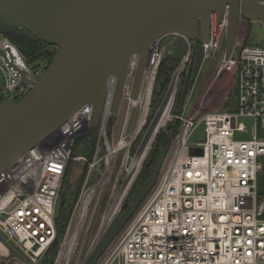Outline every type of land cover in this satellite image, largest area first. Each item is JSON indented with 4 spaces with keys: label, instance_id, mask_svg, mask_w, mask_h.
<instances>
[{
    "label": "built area",
    "instance_id": "built-area-1",
    "mask_svg": "<svg viewBox=\"0 0 264 264\" xmlns=\"http://www.w3.org/2000/svg\"><path fill=\"white\" fill-rule=\"evenodd\" d=\"M226 31V14L219 25L211 14L210 39L201 47L205 57L220 53L213 82L232 83L235 106L207 112L199 108L187 111L183 101L178 113L170 115L177 84L162 97L160 105H155H159L157 112L165 107L164 124L167 120H178V130L169 138L140 212L94 264H264V196L259 198L257 190L264 160V49L244 44L245 36L236 37L229 57L225 58ZM177 40L185 46L178 70L184 72L195 40L179 34L156 39L150 46L136 100L131 94L138 55H131L115 113L111 106L116 77L110 76L90 161L83 154L73 155L76 141L90 130L92 105L85 103L57 130L0 171V264H82L81 242L104 187L119 155L123 153L125 166L130 158L131 140L123 135L116 137V133L109 131L108 123L124 105L127 116L138 107L141 113L146 107L147 114L158 67L164 55L172 53ZM0 47H11L17 64L29 78L43 71L31 70L7 39H0ZM0 70L4 76L0 101L19 97L31 88L27 83L14 93L17 79L1 58ZM240 118L252 122L246 140L234 138L236 133H247ZM201 124L204 140L191 141ZM126 125L127 118L122 121V130ZM140 127L135 129L136 134ZM197 149L201 152H196ZM72 161L87 162L89 170L59 233L55 222L57 204ZM95 171L97 179L89 184ZM245 194L253 196L250 208L243 207ZM122 201L120 198L107 224Z\"/></svg>",
    "mask_w": 264,
    "mask_h": 264
},
{
    "label": "water",
    "instance_id": "water-1",
    "mask_svg": "<svg viewBox=\"0 0 264 264\" xmlns=\"http://www.w3.org/2000/svg\"><path fill=\"white\" fill-rule=\"evenodd\" d=\"M211 14L217 25L226 14L224 53L228 58L241 20L264 27V0H0L1 26L27 30L56 47L49 65L35 78L17 64L11 47H0L1 60L17 79L13 92L31 85L21 96L0 101V171L85 103L92 105L89 126L96 129L112 75L116 77L111 106L115 113L132 54L138 55L131 94L136 100L153 41L179 34L200 45L207 43ZM186 71L180 109L190 67Z\"/></svg>",
    "mask_w": 264,
    "mask_h": 264
},
{
    "label": "rangeland",
    "instance_id": "rangeland-1",
    "mask_svg": "<svg viewBox=\"0 0 264 264\" xmlns=\"http://www.w3.org/2000/svg\"><path fill=\"white\" fill-rule=\"evenodd\" d=\"M244 36H245V41L243 42L244 44L247 43V45L250 47H254V48L258 47L264 49V27L260 22L255 21V22H250L249 24L245 20H241L240 25L238 26L236 37H239L241 39ZM1 38L2 36L0 34V39ZM224 43L225 41L223 42V46ZM204 54L205 53L203 51L202 60L200 62V65L198 66L194 78L192 79V84L190 86L188 94L184 99V104L186 103L187 111L192 110V108L194 109L199 108L200 111L202 112L233 108L235 106L234 101L230 105L228 102L230 94L235 91L232 83L227 82L226 84H224L220 81L213 82V77L216 71V65L220 53L218 51L211 53L209 57H205ZM179 65L172 72L166 90L156 98L154 97L153 94L151 107H149V109L147 110V114H146V110L142 111V113L143 112L145 113L144 120L146 121L140 127L137 134L135 132V129L139 128L137 126V123L140 116L142 115L140 107L130 110L129 115L127 116L126 115L127 106L124 105L125 107L123 106L119 111V113L113 116V118L108 123L109 131L112 133H116V137L123 135L126 137L128 141L131 140L132 143L129 147L130 158H128V162L126 163L125 166L124 163L122 164L123 153L119 155L117 164L114 168V172L110 177V179L108 180L107 185L104 187L98 209H96L95 212L93 213L90 227L88 228L86 234H84V237L81 242L80 258H82L83 260L82 264H94L98 259H100L103 256L104 252L108 249L111 242H113L114 239H116V237L121 234L122 230L126 227L129 221H131L140 212L141 208L143 207V205L147 200L149 189L151 187V184L155 180L156 171L158 169V166L161 161V157L163 156L167 145L165 146L163 152L161 151V149H163L162 146L160 147L159 157L157 158L155 171L152 172L151 178L149 181H147L146 183L147 185L145 186V189L143 190L144 185H141L143 191H141L140 188H137L136 192L132 193L133 192L132 190L134 189L133 188L134 183L136 184L138 180V177L142 170V166L148 157V154L153 146V143L155 141L158 132L160 130L166 129L167 124L169 123V121L167 120V124H164V121H166L164 120L160 126H157L155 128V125H157V123L159 122L165 109L164 107L163 110L157 112L160 105L159 101H161L162 97L164 95H167V93H169L173 88L172 85H174L175 83V81L173 82V80L179 70ZM190 65L191 63L189 64L188 67L185 66L184 72L185 69L188 70ZM184 72L183 71L180 72L179 77L177 79L178 83H176L177 87H176L175 102L179 100V98H177L179 90L183 88L185 85L187 71L185 72L186 76H184ZM189 79H190V74H189ZM3 81H4V76L2 71L0 70V85L3 83ZM158 103L159 105L155 106ZM178 107L179 106H177V110ZM175 110H176V106L174 104V107L172 108L170 115H173L175 113L174 112ZM157 113L159 115L156 117ZM125 118H127V125L126 128L122 130V121ZM239 121L244 122L246 124L247 133H236L234 138L235 140H246L249 138L251 134L252 122L248 118H240ZM150 130L151 132L149 133V136L145 141L144 139ZM156 130L157 132L155 133ZM190 140L200 141V142L204 140L203 124H201L197 128V130L191 136ZM143 142H146L144 144V148L140 152L139 156H136L138 155L139 149L143 144ZM160 152H162V154ZM136 161L139 162L135 164ZM84 166L85 163L81 164L79 162H74V161L70 163V171L67 178L68 179L67 185L70 186L68 190L75 189L78 185H80L76 200L73 203L72 207L75 205L80 189L87 178V172L89 169L87 168V171H83L85 170ZM262 170H263L262 173L260 175L258 174L259 176L257 179V190H258L259 198L263 197L264 195V160H263ZM94 175L95 176H93L92 174V176H90L89 184H92L97 179V171L94 172ZM133 175L134 177L133 179H131ZM127 185H128L127 188L128 190L123 197V192L125 191ZM64 190L66 191L67 189ZM259 192H262L263 195H261ZM120 198H123L122 204L120 205V208L116 213L115 217L114 218L112 217L113 220H111L107 224L108 219L111 216L112 212L114 211ZM252 201H253L252 195L245 194L242 196V204L244 208H250L252 205ZM67 202L68 201H66V203ZM58 210H59V203L57 204L56 214L58 213ZM103 218L105 220L104 223L102 224Z\"/></svg>",
    "mask_w": 264,
    "mask_h": 264
},
{
    "label": "trees",
    "instance_id": "trees-1",
    "mask_svg": "<svg viewBox=\"0 0 264 264\" xmlns=\"http://www.w3.org/2000/svg\"><path fill=\"white\" fill-rule=\"evenodd\" d=\"M248 23L250 24V22ZM0 34L2 38L7 39L17 49L23 61L25 62V64L33 71H36L39 69L44 70L49 65L56 51L55 46H51L42 41H39L38 39L33 37L27 30H24V29H19L15 27H4L0 25ZM194 47H196L195 52L193 56L191 53L190 59L187 65L188 67L189 64L191 63L190 79L187 85V91H186L185 97L188 94V91L192 84V79L194 78L197 72L198 66L200 65V62L203 56V49L201 45L195 42ZM184 52H185L184 44L180 40H177L174 42V49L172 53L165 54L164 57L162 58L161 63L158 67L155 85H154L153 94L155 98L166 90L169 84V81H170V76L172 72L176 69V67H178ZM185 72H184V76H186ZM182 92H183V88L179 90V93L177 95V98H179V100L175 102V106H176V110L174 111L175 113H178L179 107L177 110V106H179V103L181 102ZM234 96H235V91L231 93L229 96V99H228L229 105L233 103L235 99ZM178 127H179V121L172 120V121H169L166 129L160 130L158 132L155 138V141L153 143V146L148 154V157L142 166V170L140 172L138 180L136 184L134 183V186H133L134 189L132 190L133 191L132 193L136 192L137 188H140L141 191L145 189V186L147 185L146 184L147 181L150 180L152 172L155 171L157 158L159 157L160 147L162 146L163 149H161V151L163 152L165 146L167 145L169 141L170 136L177 132ZM96 138H97V129H90L86 135L80 137L76 141V144L73 149V155L83 154L86 156L87 160L90 161L93 156ZM162 152L160 153L162 154ZM87 166L88 164L86 162L84 166L85 170L83 171H87ZM69 171H70V165L68 166L66 170L65 178L63 181V186L60 191L59 210L55 218V222H56L59 233L63 230L66 224V221L72 209V205L76 200V197H77V194L80 188V185H78L75 189L68 190V188H70V186L67 185L68 183L67 178H68ZM262 171L263 170H261L259 175L262 173ZM141 185H144L143 190H142ZM64 189H67V190L65 191ZM259 193L263 195L262 192H259ZM66 201L70 203L68 202L66 203ZM53 247H55V245Z\"/></svg>",
    "mask_w": 264,
    "mask_h": 264
},
{
    "label": "bare ground",
    "instance_id": "bare-ground-1",
    "mask_svg": "<svg viewBox=\"0 0 264 264\" xmlns=\"http://www.w3.org/2000/svg\"><path fill=\"white\" fill-rule=\"evenodd\" d=\"M14 55H15V53H14ZM178 77H179V72H177V74L175 75V78H174V80H173V82L175 81V83H174V85H172V87L174 88V86L176 85V83H177V79H178ZM144 109L143 110H146V107H143ZM166 108L164 109V112H163V114H162V116H161V118H160V120H159V122L157 123V125H155V128L157 127V126H160L161 125V123L166 119ZM144 115H145V113L143 112L142 113V115L140 116V118H139V122H138V127H140L141 126V124H142V122H143V120H144ZM143 155V154H142ZM139 159H141V158H139ZM139 161H136V163L135 164H137Z\"/></svg>",
    "mask_w": 264,
    "mask_h": 264
}]
</instances>
